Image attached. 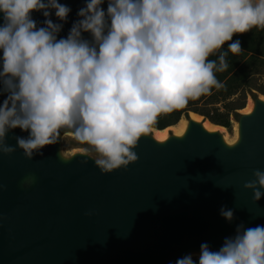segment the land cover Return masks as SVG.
<instances>
[{"label": "clouds", "instance_id": "9594fccd", "mask_svg": "<svg viewBox=\"0 0 264 264\" xmlns=\"http://www.w3.org/2000/svg\"><path fill=\"white\" fill-rule=\"evenodd\" d=\"M72 11L61 0H0V144L19 128L27 138L17 144L31 156L74 128L105 171L136 159L131 149L160 114L222 87L215 72L227 68V52L219 65L209 56L264 29V0H82L61 36ZM227 51L239 54L240 41ZM256 176L264 185V172ZM169 264H264V225H241L218 250L202 243L196 260Z\"/></svg>", "mask_w": 264, "mask_h": 264}, {"label": "water", "instance_id": "95a60500", "mask_svg": "<svg viewBox=\"0 0 264 264\" xmlns=\"http://www.w3.org/2000/svg\"><path fill=\"white\" fill-rule=\"evenodd\" d=\"M61 2L73 9L66 36L82 0ZM32 15L42 24L40 12ZM253 106L239 114L233 143L189 116L183 136L143 134L136 159L110 171L88 153H61L62 133L74 128L31 156L16 139L27 133L9 130L0 144V264H169L199 254L202 243L218 250L241 225H264V195L254 199L264 193L256 176L264 172V98ZM222 207L233 211L230 221Z\"/></svg>", "mask_w": 264, "mask_h": 264}, {"label": "trees", "instance_id": "16d2710c", "mask_svg": "<svg viewBox=\"0 0 264 264\" xmlns=\"http://www.w3.org/2000/svg\"><path fill=\"white\" fill-rule=\"evenodd\" d=\"M237 39L241 43V51L239 54H232L227 51V43ZM233 41L227 42L208 58L219 65L220 54L227 52V68L215 72L222 87H213L210 93L196 100H189L182 109L160 114L152 127L162 130L175 125L184 115L188 116L190 111L204 115L211 122L226 128L232 126L231 117L237 120L239 110L246 106L247 90L252 89L254 77L264 73V29L253 28L246 33L236 34ZM261 92L264 93V90ZM219 103L224 104V110L218 106Z\"/></svg>", "mask_w": 264, "mask_h": 264}, {"label": "rangeland", "instance_id": "374dc122", "mask_svg": "<svg viewBox=\"0 0 264 264\" xmlns=\"http://www.w3.org/2000/svg\"><path fill=\"white\" fill-rule=\"evenodd\" d=\"M262 90H264V73L262 75H256V77H254L252 89L247 90V98H246V106L245 107H247L249 103H252L254 105V98L256 96L259 98H264V93L261 92ZM223 105H224L223 103L218 104V106H220L222 108V110H224ZM244 111L245 110L240 109L239 113H244ZM190 112L188 113V116L184 115L182 117V119L187 120L188 117L190 116ZM202 117L205 118L204 115H202ZM231 118H232V126L230 128L224 127V129H220V130L224 134L225 139L228 142L233 143L238 136L239 126H238L237 120L233 116ZM180 123H182V121H180ZM180 123H179V126L181 125ZM175 126H176V124L167 127V129H168L167 134L168 135H172L176 132ZM149 132L155 135L156 134V128L151 127ZM77 152L88 153L97 159L100 158L99 154L95 152V150L92 146L81 143L80 141H78L75 137V133H69V132L62 133V135H61V153L64 156L69 157L73 153H77ZM191 255H192L193 259L196 260L198 258L199 254H191Z\"/></svg>", "mask_w": 264, "mask_h": 264}, {"label": "bare ground", "instance_id": "6f19581e", "mask_svg": "<svg viewBox=\"0 0 264 264\" xmlns=\"http://www.w3.org/2000/svg\"><path fill=\"white\" fill-rule=\"evenodd\" d=\"M253 108H254L253 104L249 103L247 107L243 108V110H245L244 113L252 112ZM190 117H191V119H193L195 121H203L204 127L210 131L224 129V126H220L218 124H215V123L211 122L210 120L203 118L201 114H198L194 111L190 112ZM180 121H182V123H180ZM180 121L175 126V128H176L175 134L178 136H183L188 129L189 122H188V120H185V119H182ZM179 123L181 124L180 126H179ZM167 130H168L167 128L162 129V130L156 129V134H155L156 139L159 141L167 140L169 137V135L167 134Z\"/></svg>", "mask_w": 264, "mask_h": 264}]
</instances>
